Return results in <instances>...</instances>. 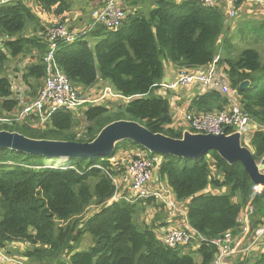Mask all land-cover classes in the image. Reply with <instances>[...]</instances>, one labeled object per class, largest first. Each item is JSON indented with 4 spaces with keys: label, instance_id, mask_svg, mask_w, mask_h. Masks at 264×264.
<instances>
[{
    "label": "trees",
    "instance_id": "trees-1",
    "mask_svg": "<svg viewBox=\"0 0 264 264\" xmlns=\"http://www.w3.org/2000/svg\"><path fill=\"white\" fill-rule=\"evenodd\" d=\"M122 1L135 10L125 15L118 28L88 25L90 29L80 31L73 43L58 42L54 56L72 87L87 90L106 82L119 96L107 101L119 103L83 109L81 131L76 130L80 126L77 114L70 111L54 113L43 125L31 115L21 122L0 124V131L35 140L90 143L105 126L124 120L151 133L181 139L183 130L172 126L168 99L153 94L163 78L162 61L177 69L209 65L222 48L229 47L222 38L229 27L226 10L218 5L203 7L198 0L179 4L174 0ZM149 2L152 8L145 15L141 8ZM240 3L234 0V9ZM69 10V0H17L0 5V117L21 108L4 74L9 60L27 61L20 79L36 97L45 77L47 30L67 23ZM225 62L240 110L257 126L248 147L258 163L264 158V64L255 49H245ZM244 81L250 87L240 90ZM227 105L223 96L211 91L196 96L188 110L216 113ZM134 151L148 153L124 141L106 157L72 159L64 166L48 167L42 156L0 149V250L8 244L27 243L31 249L22 255L33 264H212L218 249L211 241L227 232L236 235L239 216L249 206L253 209L251 230L264 225V188L252 184L239 163L230 165L214 151L201 160L150 154L161 158L157 178L184 204L188 224L204 238L188 253L181 250L189 246H164L155 233L165 226H158L162 220L157 226L156 220L149 226L135 222L139 214L157 206L165 209L163 205L154 199L112 200L113 178L125 173L122 158ZM178 219L182 221L181 216ZM86 235L92 243L80 251ZM250 264H264V245Z\"/></svg>",
    "mask_w": 264,
    "mask_h": 264
},
{
    "label": "built area",
    "instance_id": "built-area-1",
    "mask_svg": "<svg viewBox=\"0 0 264 264\" xmlns=\"http://www.w3.org/2000/svg\"><path fill=\"white\" fill-rule=\"evenodd\" d=\"M17 0H0V5H4ZM199 3L206 8L218 5L222 0H198ZM264 6V0H258ZM229 10V16L226 22L233 20L236 16L232 0ZM125 18L124 10L120 7L119 0H103V4L91 14L90 26L95 24L103 25L108 29H116L120 26ZM88 26V25H87ZM90 26L86 27L88 30ZM79 32H73L64 25H52L48 28L46 38L48 42V50L43 57L45 64V77L43 85L35 99L27 102L16 110L10 116L0 118V124H11L12 122H21L24 118L33 115L37 118L40 125L47 123L49 118L59 111L74 112L83 104L90 102L83 100L78 96L76 88L72 87L66 77L62 74L55 61V53L58 48V42L66 44L73 43ZM219 54L214 57L212 62L204 68L184 69L178 68L177 75L174 80L167 84L159 85L168 92H177L191 85H199L204 92L216 91L227 100V108L221 112L196 114L194 112H186L184 122L187 124L188 131L192 134H212V135H230L233 133L240 134L241 145L248 148L251 131L257 127L249 117L244 114L239 107L237 92L232 90L229 85L227 66L220 61ZM26 88V87H25ZM108 98L116 99L119 96L105 87L98 99L107 100ZM228 131L226 134L225 132ZM149 153V152H148ZM144 151L134 152L130 162L126 165L125 173L121 179L113 178L116 192L112 200L120 198L130 203L136 201L154 199L156 203L161 204L165 209L174 215L182 218L180 224L169 227L162 231L158 236V241L169 248L186 247L191 244H198L204 241V238L196 232L187 222L186 211L184 207L179 208L176 200L163 182H153V172L161 163V158L157 155L151 156ZM65 162H61L56 167L63 166ZM128 184L129 196H122L119 192L120 183ZM249 206L241 215L245 216L244 228L239 227L236 235L231 232L225 233L220 239L212 240L211 243L218 249V253L212 264H231L230 258L237 253L238 245L241 244L246 235H248L249 215L252 213ZM241 215L238 222L242 225ZM264 225L253 230L251 239L242 250L246 256L255 252L259 247L264 245ZM1 253V250H0ZM3 255L0 254V260ZM8 258L2 262H9Z\"/></svg>",
    "mask_w": 264,
    "mask_h": 264
},
{
    "label": "water",
    "instance_id": "water-1",
    "mask_svg": "<svg viewBox=\"0 0 264 264\" xmlns=\"http://www.w3.org/2000/svg\"><path fill=\"white\" fill-rule=\"evenodd\" d=\"M249 87L248 81L239 85L240 90ZM124 141H129L150 154L188 160H201L209 151H214L230 165L239 163L251 183L264 188V169H260V166L264 168V158L260 164L256 163L251 151L241 145L238 133L212 135L185 131L181 139H172L162 134L151 133L136 122L124 120L105 126L90 143L35 140L18 133L0 131V149L61 162L106 157L114 151L116 144Z\"/></svg>",
    "mask_w": 264,
    "mask_h": 264
},
{
    "label": "rangeland",
    "instance_id": "rangeland-1",
    "mask_svg": "<svg viewBox=\"0 0 264 264\" xmlns=\"http://www.w3.org/2000/svg\"><path fill=\"white\" fill-rule=\"evenodd\" d=\"M69 3H70V9H74V7L80 8L78 4H80L81 2L79 0H70ZM71 4H73V7L71 6ZM81 5L82 6L85 5L84 0L82 1ZM236 11H237V8L235 9V12ZM69 13H70V10H69ZM229 13H230L229 10H227L226 15L229 16ZM90 17H91V15L87 18H90ZM246 17H247L246 12H236L235 18L229 22L230 27L232 26L231 30L233 29V27H234V30H236V36L234 37L232 35V38H233L232 44L227 43V44H229V49H225L226 48V46H225L224 48H222V50L219 51L220 52L219 56L221 59L220 61H223L225 64H226L225 59H228V58L236 59L237 56L239 55V53L245 49H255L260 55L261 62L264 64V23H262L264 18L261 17L260 19H257L260 21H257V20H253L250 18H246ZM54 25H64L67 29L72 31L71 30L72 28L70 27L71 28L70 29L69 24H67V23L54 24ZM256 28L260 29V31H258V33L255 31ZM227 33H230V32L227 31ZM232 34H234V32ZM89 42L94 43L95 41H89ZM26 62H27L26 60L21 61L19 59H14V60L10 59L8 64H7L6 72L4 73L12 81L14 95L16 96L15 98H17V99L19 98V102H25V101L27 102V101L33 100L34 98L37 97V96L32 97V93H31L30 89L28 90L27 88H25L26 85L20 79L21 72H22L21 69H23L25 67V65L27 64ZM42 85H43V82H42ZM42 85H41V87H42ZM102 85L103 84L101 83L99 85V87L95 88L91 92H89V89L80 90V89L76 88V92L78 93V96L81 99L90 101V102L83 104L76 111H74L80 120V126L76 130L81 131L80 128L84 127V123L81 119V116H82V110L85 109L86 107L92 106L95 104H102V103L108 104L111 106H115L113 104L119 103V102L112 101V100L107 101L105 99V100L101 101V99H98L99 95L101 94V92L105 88V87H102ZM3 117H5V116H3ZM3 117H0V118H3ZM249 150L251 151V149H249ZM134 152H136V151H134ZM133 154L134 153L126 154V156H124L122 158V160H125L124 161L125 165H127L130 162L129 160H130V158H132ZM116 157L119 158L120 156L118 155ZM54 160L55 159H53V162L52 161L48 162V160L45 159L42 162L44 164L47 163L46 166H48V167L59 166L58 164L61 163V161H54ZM258 164H260V162H258ZM120 165L123 166L122 162L120 163ZM260 169H264V168H262V166H260ZM152 180L155 181L156 179L152 178ZM176 203H177L179 208L184 207V204H179L177 201H176ZM89 210H91V208ZM169 213H170V211L168 212L166 209H163L160 206H157V208L154 207L153 211L147 210V211L139 214L135 218V222L137 224L149 226V225H152L153 222L156 220L155 222H156V226H157V223L160 220H162L161 222L158 223V226H159L160 224H164L163 222L166 218L169 217V215H170ZM178 217H179V215H175L176 221L178 222V224H180L181 219H178ZM241 220H242V225H240V226L242 229V227L244 228L243 222H245V216L243 217L241 215ZM249 228H250V221H249ZM164 229H166V226L157 228L155 230L156 236H158V234H160ZM252 232H253V230H251V228H250V231H249L248 235H246L245 240L241 244L238 245L237 249H238L239 253L235 254L234 257L230 258L231 264H242L245 261V259L248 260V262L246 264H250L253 261L254 257L259 254L257 252H254V253H251L249 255L244 256V254L242 253V250L246 249V246L251 239ZM263 239H264V237H263ZM91 243H92L91 237H89L88 235L84 236L82 238L79 246H78V250H80V251L87 250L90 247ZM193 245L194 244H191L188 249H182L181 252L182 253L190 252V250L192 249L191 246H193ZM28 249H31V246L27 243L18 242V243H12V244L6 245L5 248H2L1 253H0L1 255L4 256V257H2V260H0V264H33L32 262L30 263V261L22 255V253ZM242 254H243V256H242ZM192 256L194 257V259L196 261L199 260V258L196 254H192ZM241 256L243 258H240ZM5 257L11 261L2 262L5 259Z\"/></svg>",
    "mask_w": 264,
    "mask_h": 264
},
{
    "label": "crops",
    "instance_id": "crops-1",
    "mask_svg": "<svg viewBox=\"0 0 264 264\" xmlns=\"http://www.w3.org/2000/svg\"><path fill=\"white\" fill-rule=\"evenodd\" d=\"M79 1L81 2L80 4H78L80 8L74 7V9H70L69 20L67 21V24H69V28L71 27L72 29L71 28L70 29L76 33L82 31L84 28L87 27V25H89L91 19L87 18V17H89L93 11H95L96 9H99L101 7V5L103 4V0H84L85 5L82 6L81 4H82L83 0H79ZM174 1H175V3L179 4L184 0H174ZM257 1L258 0H241V3L239 5V7L237 8L236 12H246L247 13L246 18H250L253 20L260 19L261 17L264 18V6H262ZM150 2L147 5L142 6V8H141L142 12L145 13V15H148L149 10L152 8ZM231 3H232V0H222L218 3V6L222 7L223 9H225L227 11L231 7V5H232ZM119 4H120V7H122L125 10L124 11L125 15H127L130 12H132L133 10H135L134 8L126 7L125 3L122 0L119 1ZM71 6L73 7V4H71ZM136 10H140V8L138 7V8H136ZM226 17H227V15H226ZM257 21H260V20H257ZM262 23H264V19H263ZM228 26H229L228 32H230V33L224 34V37H222V38H223V40L226 39L227 43L232 44L233 43L232 42V39H233L232 35L234 37L236 36V30H234V27L231 30L232 26L231 27H230V25H228ZM233 32H234V34H232ZM220 45H221V43H220ZM228 48L229 47L226 45L225 49H228ZM162 65H163V78H162V81L155 88L153 94L157 97L168 99L170 115L172 117V126L182 129L183 132L188 131L187 124L184 122V115L186 114V112L189 111L188 108H189L192 100L196 96L201 95L203 93V91H202L201 87L199 85H196V84L191 85L189 87H186L184 89H180L175 93L174 92H168V91L162 89L159 85L169 83L170 81L174 80L176 75H177V67H175L173 64H171L167 61H162ZM101 83L103 84L102 87H108L112 90V88L108 85V83L100 81L94 87L89 89V92H91L95 88L99 87V85ZM112 92L114 93L113 90H112ZM12 93H13V96L15 98L16 96L14 95L13 83H12ZM15 99L19 101V98L18 99L15 98ZM30 101H32V100H30ZM30 101H27V102H30ZM27 102L26 101L20 102L19 105L22 106L23 104H25ZM123 168H126V166H123ZM123 175L124 174H122L120 177L117 176V178L121 179V177ZM152 177H153V179L154 178L156 179L153 182H163L157 178L156 171L153 172ZM119 183H120L119 192L121 194H124L125 196H129L128 184H125L123 182L121 183L120 181H119ZM167 211L169 212V210H167ZM169 214H170L169 217L166 218L163 222L166 226V229L169 227H174V226L178 225V222L175 219V215L172 214L171 212ZM261 247H259L255 252L259 253L261 250ZM237 253H239L238 249H237ZM234 256H235V254H234ZM242 256H243V254H242ZM242 256L240 258H243Z\"/></svg>",
    "mask_w": 264,
    "mask_h": 264
}]
</instances>
